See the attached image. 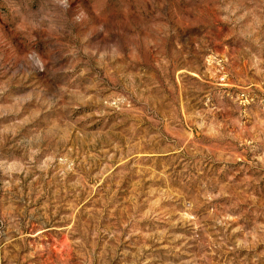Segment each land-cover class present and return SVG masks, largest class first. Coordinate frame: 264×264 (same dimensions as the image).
<instances>
[{
	"label": "rangeland",
	"instance_id": "1",
	"mask_svg": "<svg viewBox=\"0 0 264 264\" xmlns=\"http://www.w3.org/2000/svg\"><path fill=\"white\" fill-rule=\"evenodd\" d=\"M0 264H264V0H0Z\"/></svg>",
	"mask_w": 264,
	"mask_h": 264
}]
</instances>
